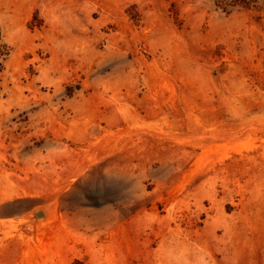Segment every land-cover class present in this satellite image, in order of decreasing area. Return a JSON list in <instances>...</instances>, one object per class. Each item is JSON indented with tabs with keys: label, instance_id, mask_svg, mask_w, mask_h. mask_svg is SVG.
Masks as SVG:
<instances>
[{
	"label": "rangeland",
	"instance_id": "1",
	"mask_svg": "<svg viewBox=\"0 0 264 264\" xmlns=\"http://www.w3.org/2000/svg\"><path fill=\"white\" fill-rule=\"evenodd\" d=\"M0 264H264V0H0Z\"/></svg>",
	"mask_w": 264,
	"mask_h": 264
},
{
	"label": "bare ground",
	"instance_id": "2",
	"mask_svg": "<svg viewBox=\"0 0 264 264\" xmlns=\"http://www.w3.org/2000/svg\"><path fill=\"white\" fill-rule=\"evenodd\" d=\"M103 131L105 133H107V135H109V131L108 130H104L101 129L100 127L96 126V125H90L89 128L87 129V133L90 136V140L88 142V146L92 149H96V150H102L104 151V153L109 157V158H113L115 155V146L109 145L108 141H103L101 139L96 138L97 134ZM49 141V140H48ZM49 143H51V141H49ZM52 143H56L57 142H52ZM58 143L62 144V141H58ZM113 178L117 179V180H125L128 183H132L135 189H139L141 186V177L137 174L131 173L128 176H124V175H118V176H114L115 173L112 174ZM80 182V178H78L75 181H69L68 183H66L63 186V189H70L72 190V188H74V186H76L78 183ZM59 193V192H58ZM56 196V194H44L41 199H35V201H43L45 202V207L43 208V212H37L38 216H40L42 214L41 218H38V221H43L47 218H50L51 216V207L48 201H50L51 199H53ZM113 200V198H111V196H106L103 197L102 199H91L88 201V203H94V204H103L106 203L108 201ZM26 201V200H25ZM34 200H30L29 202H32Z\"/></svg>",
	"mask_w": 264,
	"mask_h": 264
}]
</instances>
